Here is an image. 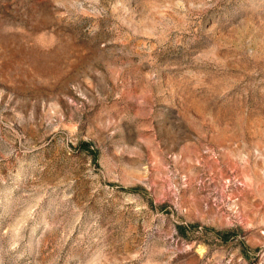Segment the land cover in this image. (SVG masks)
<instances>
[{
	"label": "rangeland",
	"instance_id": "1",
	"mask_svg": "<svg viewBox=\"0 0 264 264\" xmlns=\"http://www.w3.org/2000/svg\"><path fill=\"white\" fill-rule=\"evenodd\" d=\"M0 264H264V0H0Z\"/></svg>",
	"mask_w": 264,
	"mask_h": 264
}]
</instances>
